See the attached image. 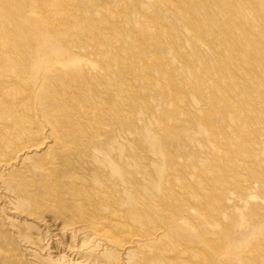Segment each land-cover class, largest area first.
<instances>
[{"label": "bare ground", "instance_id": "bare-ground-1", "mask_svg": "<svg viewBox=\"0 0 264 264\" xmlns=\"http://www.w3.org/2000/svg\"><path fill=\"white\" fill-rule=\"evenodd\" d=\"M73 1L0 0V211L10 208L13 210L10 213H17L20 221L14 224L17 226L14 232L20 236L19 242L21 240L30 244L26 251L30 253L32 264H101L99 257L102 255L111 259L109 264H121L122 253L119 250L125 255L124 264H214L205 257L200 244L193 241V234L182 239L180 233L184 231L183 226L180 225L177 232L167 229L162 223L156 225L169 202L180 206L177 208L182 215L180 220L186 221L184 214L190 204L181 195L188 185V193L194 190L195 183H191L194 180L200 192L197 196L195 194L193 202L200 204L205 200L211 201L206 192L209 188L203 180L194 179L195 176L191 174L183 177V171L167 166L166 152L158 135L167 128V124L173 123H162L159 119L162 109L177 112L179 106L192 105L194 109L189 115L196 122V127L185 125L184 130L193 146L180 158L186 156L199 171L211 166L208 160L200 156L210 158L214 151L219 152L221 145L244 146L245 138L255 130L264 137L261 119V114L264 115V45H261L264 40V22L253 23L255 20L264 21V0H255L259 6L251 4L249 0H185L183 6L171 0H146L147 3L141 8L134 9L135 13L128 12L125 15L121 14L125 11L122 0H109L116 1L114 5L107 4L106 0L98 3L79 0L91 7L93 16L103 21L102 24H115L113 27L119 24L136 26V30L125 29L129 34V39L124 43L127 52L135 53L142 48L141 61H153L159 65L158 59L166 54L169 64L177 70L173 80L164 89L172 99L154 100L152 106L157 110L154 120L150 125L144 124L147 144L140 146L149 150L148 160L139 154L140 146L131 142H117L119 135L114 140H108L98 138L101 132L98 131L85 139L83 133L84 125L91 126L92 122L109 111L105 109L104 102L107 92L118 93L114 101L121 100V97L132 101L133 87L122 83L115 71L116 67H120L115 53L120 38L115 35L106 46L91 50L99 56V60L109 62L110 69L106 77L89 81L83 87V94L76 90L79 82L76 75L67 72L74 59L72 54L75 53L70 50L59 54L48 52L39 44L38 37L30 33L38 30L39 23L52 31L60 27L58 21L64 17L60 10L76 5L77 2ZM49 11H53L54 15L51 16ZM69 16L67 21L70 22L73 13ZM154 16L161 17L162 21L158 18L161 26L167 28L162 31L159 24L151 23L149 18ZM220 20L223 21L222 27ZM7 21L13 24L14 31H9ZM227 23L235 26L238 41L232 40V43L225 45L215 43L220 39L218 32L208 37L209 31L216 29L214 27L225 29ZM205 25L208 26L205 29L206 36L201 31ZM135 31L152 38L160 33L163 35L153 47L157 56L147 54L150 47L146 50L144 46L148 45L131 35ZM174 34L182 35L184 39L172 37ZM252 39L261 41L251 44ZM210 40L214 41L213 44H209ZM11 44L14 45L10 47ZM197 46L207 47L209 52L218 51L219 54L210 52L213 68L206 66L202 57L194 52ZM234 47L238 50L244 48L245 52L241 51L236 58L244 66V71L240 68V73L248 77H243V84L251 86L253 91L235 90L233 94L238 98L243 96L246 104L242 109L248 118L257 119L256 129L244 124L245 121L237 116L239 111H230L228 114L220 107L219 114L213 116L211 112L215 96L221 102H227L228 78L225 77L226 82L221 89L216 72L225 69L230 71L228 67L235 56L232 54V59L228 52L224 56L222 51L232 53ZM259 47L263 56L259 54ZM252 58L261 73L259 78L254 77V73L249 70L252 68ZM151 69L157 75V83L152 87L145 85V88L156 90L163 86L164 81H169L159 66ZM146 71L143 69V72ZM28 73L36 78H30ZM52 79L56 83L49 85ZM181 91L184 95L180 94ZM114 101L115 109L118 105ZM142 110L141 120H145L149 110ZM221 115H230V122L228 116L225 120L217 119ZM239 125L244 129L238 136L234 128ZM221 128H228V133L221 132ZM216 129H219L217 133ZM124 133L123 130L120 135L126 141L128 139ZM39 134L40 141L37 137ZM198 135L206 140L196 142ZM197 153L199 158L196 157ZM260 160L263 166L264 153ZM137 162L147 166H137ZM236 168L245 169L243 163H238ZM129 178H134L138 184ZM97 205V211L91 210L92 206ZM47 211L55 215L48 219L42 218ZM88 211L95 221H88ZM170 214L173 220L177 216L172 212ZM43 223L50 227L54 223V229L59 231L60 236L70 238L73 245H67L80 249L83 259L77 261L68 257L67 253L60 250L59 241L55 249H51V244L46 247H43L44 243L40 245L44 239L40 230ZM198 226L192 225L194 228ZM261 227L264 229V224ZM81 234L84 236L77 240L76 237ZM2 236L0 231V240ZM254 236L257 237L258 233ZM210 237L211 241L216 240L214 233ZM244 243L235 241V260H227L229 264H255L253 261L246 262L245 254H240L238 248L243 249V252H256L259 251L258 247L264 245L255 244L254 247L251 244L253 240L248 239ZM101 246L102 252L95 253V248ZM8 249L11 250L0 246V262L7 263L5 260H8L11 264L23 260ZM45 250L46 253L41 252Z\"/></svg>", "mask_w": 264, "mask_h": 264}, {"label": "rangeland", "instance_id": "rangeland-1", "mask_svg": "<svg viewBox=\"0 0 264 264\" xmlns=\"http://www.w3.org/2000/svg\"><path fill=\"white\" fill-rule=\"evenodd\" d=\"M75 1L77 2V6L70 5L69 9L66 8L60 10L64 14L63 19L58 21V23H60L58 24L60 27L54 28L55 30L52 31L49 30L50 28L45 26L43 23H39V26L37 25L38 30L35 33H30L35 37H38L39 44L41 46L43 45L44 49H46L48 52L59 54L62 52H68L70 50L75 53L72 54L74 59L71 61L72 66L67 70V72L76 75L79 81L76 90H80L83 94L85 93L83 87L87 86L89 81H92L96 77H106L110 69L109 62L106 60H99V56L96 53H92L91 50L97 46H106L111 42V38L115 35L116 38H120L119 46L115 49L116 57L120 62V67H116L115 71L117 78L122 83L128 85L129 88H131V86L133 87L131 90L132 101H129L124 97H121V100L119 101H114V99L117 98L116 94L118 93L115 91L107 92L105 94L104 102L105 109L109 111L106 114H103V116L99 117L97 121L92 122L91 126L84 125L85 127L83 133L86 135L85 139L90 138L98 131H101L98 138L102 137L108 140H114V137L119 135L117 142L124 144H126V142H131L137 146H142L143 143L147 144V130L144 124L146 123L147 125H150L154 120L153 116L157 112V110L152 106L154 100L156 102V100L165 101L172 99L168 92H164V89L168 87L169 82H171L176 75V68L169 64L166 54L164 57L158 59L160 62L159 65L153 61L150 63L149 61H141L143 59L142 48H140L139 51L137 50L135 53L127 52V47L124 43L129 39V34L125 31V29L136 30V26L134 24H119L115 27H113L115 24L111 25V23L102 24L103 21H99L93 16L91 7L85 6L87 4L82 1ZM93 1L98 3L100 0ZM171 1H174V3H177L179 6H183V2H185V0ZM214 1L218 2L219 0ZM106 2L107 4L111 5L116 4V1L106 0ZM249 2L251 4L258 5L255 0H249ZM122 3L125 5V11L121 12V14L125 15L128 12H134L135 8H141L142 5L147 3V1L122 0ZM49 12L51 16L54 15L53 11ZM72 13L73 16L69 22L67 20L70 17L69 15ZM228 13L229 9H227V15ZM158 18L161 21L163 20L159 16ZM158 18L154 16L149 18V21L156 25L159 24L161 30L163 31L167 27L161 26V21ZM104 19L108 18L104 17ZM252 21L253 19L251 22ZM7 22L9 31L11 32L13 30V24L11 25L10 21ZM17 22L18 21L14 22V24ZM263 22L264 21H253V23L258 24H262ZM70 23H72V26H70ZM220 23L222 27L223 21L220 20ZM206 28H208V26L205 25L203 28L204 30H201L204 32L205 36L207 34L205 32ZM214 28H216L214 31H209L208 37L211 33L218 32L220 34V39L215 43L225 45L226 43H232V40L238 41L236 39L237 37H235V26L233 24L227 23L225 29H220L218 27ZM131 35L139 41H142L143 44L148 45L144 46L146 50L148 47H150L147 52L148 55L157 56L153 50V47L163 37L161 33L155 35L154 38L149 37L148 35L144 36L138 31L133 32ZM172 37L182 40L184 39L182 35L178 34H174ZM260 41L261 39H259L258 42ZM213 42L214 41L210 40L209 44H213ZM258 42L253 39L250 41L251 44H258ZM13 45L14 44H11L10 47ZM261 45H264V40L261 41ZM206 48L207 47L197 46L194 52L202 57L206 66L213 68L214 66L211 62L210 52L218 53V51L209 52V50ZM173 50L176 52L175 49ZM232 50V53L227 50L222 51L224 56H226L225 52H228V55L231 56L232 59V54L235 56V59L231 61V64L228 67L230 71L225 69L216 72L219 76V84L221 89H223L225 85L224 82H226V78H228L227 83H229V90L227 92L229 95L226 100L227 102L223 103L215 96V101L212 103L213 109L211 112H213V116L219 114L221 111L220 107H222V109H224V111L228 114L230 111H239L240 114H237V116L245 121L244 124H248L253 129H256L255 122L257 119L248 118L242 109V107L246 104L243 96L240 95L238 98L233 94V91L235 90H241L242 92L253 91L251 86H245L243 84V77L246 75L240 73L242 72L240 71V68L244 71V66L243 64L241 65L240 63L242 62L236 58L241 53V51H244V48L242 47L241 50H238V48L234 47ZM259 51V54L263 56L262 49L260 47ZM254 60L255 59L252 58L250 62L252 68L249 70L254 73V77L259 78L261 77V73L256 69ZM157 66H159V69L162 73L167 74L169 81H164L163 86L156 90L145 88L146 86H155V83H157V75H155L154 69L150 70V68H156ZM143 69H146L147 71L143 72ZM210 72L215 74L213 71ZM27 75L32 79L36 78V76L32 74L28 73ZM55 83L56 81L52 79L49 85H54ZM181 93L184 95V92L181 91L180 94ZM113 101L117 102L118 105L115 109L113 106ZM147 105H149V107H147ZM142 109L149 110L147 111L148 117H146L145 120H141V117H143V115H141V111H143ZM193 109L194 108L191 104L185 106L183 105V107L179 106L177 112H167L165 109H162V115L159 119L160 122L173 124H167V128L159 133L158 138L160 139L159 142L163 144V150L166 152L167 166L183 171V177H187L188 174H191L195 176L194 179L197 178V180H203L207 188H209L206 190V192L208 191L209 199L213 201V203L210 204L211 201L206 200L200 204H195L193 202L195 194L197 196L200 192V188L194 180L191 182L195 183V185H193L194 190L188 193V185V188L183 191L184 194L181 195V197L188 204H190L184 214L186 221L183 219L180 220V216L182 215H180V212L177 211V208L180 206L174 204L171 205L169 202L166 208H164L163 216L161 219H159V222H157L156 225H160V223H162L167 229L177 232V228L180 225L183 226L184 231L180 233L182 239H185V237L188 235L193 234V241L200 244L202 250L204 251L205 257L209 261L213 262L214 264L218 262L229 264L227 260H235L234 252L236 246L234 244L236 240L241 241L242 244H245L244 240L246 239L253 240V243L251 244L254 247L255 244L257 246L264 245V235L262 234L264 229L261 227L264 224V163L262 166V161L260 160V157L264 153V137L260 131L255 130L253 131V134L245 138L244 146L240 145L237 148L233 144H228L225 147L224 144L221 145L220 148L218 147L219 152L214 151L210 158H208L206 155L200 156L201 158L208 160L211 163V166L207 169L203 167L204 169L199 171L189 163L186 156H184V158H180V156L182 157V154L188 153L190 148L193 146L189 140H187V135L184 130L185 125L196 127V122L189 115ZM261 115V119L264 123V115ZM227 116L228 115H221L217 119L225 120ZM229 118L230 115L228 116V122H230ZM224 126H226V124H224ZM242 129H244L242 125L234 128L238 136L243 132ZM123 130L125 131L124 135H126L128 139L126 141H124L120 135L121 131ZM218 130L219 129H216L215 133H217ZM221 132L228 133V128H221ZM101 134H103V136H101ZM40 136L41 134L37 135V137H39L38 141H40ZM205 140L206 139L203 136L198 135L196 142H202ZM141 146L139 154L148 160L149 157L147 156V151L149 150L145 149L144 147L142 149ZM196 157L199 158L198 153L196 154ZM255 158H258L259 160H256ZM238 163H243L245 169L238 170L236 168ZM136 164H138L137 166L145 165L144 163L140 164L138 162ZM145 166H147V164ZM129 179L133 183L137 182L134 178ZM172 180H174V178ZM181 197L180 200H182ZM98 207V205L92 206L91 210L97 211ZM199 209H201L202 212H200ZM4 210L5 211H0V231L3 235L0 240V246L4 248H11V250H8H10L11 253H14V256L23 259L20 262H13L11 264H32L30 263V253L26 251L30 248V244L21 240L19 242L18 239L21 238L18 236L17 232H14V230H17V226L14 224H18L20 218L16 216L17 213H10L13 211L12 209L10 210V208H5ZM89 212L90 211L86 213V216H88V221H95V217L91 218ZM171 212L177 215L174 220L170 214ZM52 215L55 214H53L51 211H47L42 218L48 219L52 217ZM89 218H91V220H89ZM194 224H199L198 228L192 227ZM47 225L48 224H45L44 226L43 223V225H41L42 227L40 226V230L43 234L42 238H44L42 239L40 245L44 243L45 246L43 247H46L47 244H51V249H55L54 247L55 245H58L57 243L59 241L61 242V244H59L61 248L60 250H63L64 253H67L68 257L79 261L83 256V253L80 252V249L71 248L72 246H69V243H71L70 238L68 236L64 238L60 236L59 231L54 229V226H56L54 223H52L51 227L50 225ZM57 227H59V223ZM211 233L216 235L215 241H211ZM255 233H258L257 237L254 236ZM82 236H84V234L78 235L76 237L77 240L81 239ZM71 245L73 244L71 243ZM91 245L92 244L87 245V247ZM263 247H258L259 251L256 252H243V249L241 248H238V251L240 254H245L246 262L253 261L255 264H264ZM219 248L221 249L219 250ZM95 250V253L100 251L102 252V246L97 247V249L95 248ZM47 251L49 250L47 249ZM47 251L45 250L41 252L46 253ZM119 251L122 253V259L120 260V263L124 264L126 261L125 255L123 254L122 250ZM99 258H101L99 260L101 261V264H109L111 261V259L105 255H102ZM5 261L10 264L8 260ZM7 263L0 262V264Z\"/></svg>", "mask_w": 264, "mask_h": 264}]
</instances>
